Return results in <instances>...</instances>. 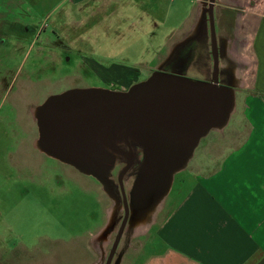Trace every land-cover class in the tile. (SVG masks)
I'll use <instances>...</instances> for the list:
<instances>
[{
	"label": "rangeland",
	"instance_id": "1",
	"mask_svg": "<svg viewBox=\"0 0 264 264\" xmlns=\"http://www.w3.org/2000/svg\"><path fill=\"white\" fill-rule=\"evenodd\" d=\"M208 2L29 0L14 6L12 20L0 21V29H8L0 41L13 48L12 68L0 82V264H91L93 259L104 264L122 220L117 175L125 162L116 158L109 173L115 192L107 191L101 180L36 148L30 110L73 89L127 92L172 65L186 78H209ZM246 12L249 0H215L218 82L231 91L234 110L227 125L200 139L188 170L201 158L226 156L242 138L238 126L249 93L244 82L249 37L234 40L233 33L236 17L245 28ZM168 58L172 63L160 69ZM10 108L13 112H4ZM140 153L124 176L128 199L143 169ZM156 206L148 211L135 205L130 236L137 235L133 222L146 225L141 216L150 219L149 226L161 205ZM125 247L121 238L115 257Z\"/></svg>",
	"mask_w": 264,
	"mask_h": 264
},
{
	"label": "crops",
	"instance_id": "2",
	"mask_svg": "<svg viewBox=\"0 0 264 264\" xmlns=\"http://www.w3.org/2000/svg\"><path fill=\"white\" fill-rule=\"evenodd\" d=\"M28 2L0 0V21L12 20L14 6ZM245 14V28L236 17L233 33L234 40L249 37L242 138L226 156L201 158L190 170L192 160L183 166L148 228L130 236L128 227L121 237L126 247L111 264H264V0H249ZM7 30L0 29V35L7 37ZM6 43L0 41V82L13 62V48Z\"/></svg>",
	"mask_w": 264,
	"mask_h": 264
},
{
	"label": "water",
	"instance_id": "3",
	"mask_svg": "<svg viewBox=\"0 0 264 264\" xmlns=\"http://www.w3.org/2000/svg\"><path fill=\"white\" fill-rule=\"evenodd\" d=\"M208 1L211 80L195 81L176 73L160 72L127 92L65 91L37 106L43 109L38 118L32 112L38 143L45 145L61 162L105 181V186L113 192L109 184V173L116 160L113 153L126 157L117 175L124 215L104 264H111L119 241L128 230L136 197L146 205L151 203L163 190L167 174L183 163L185 166L199 140L228 113L227 88L219 84L217 77L215 0ZM118 142L127 144L128 153L116 148ZM135 147L142 151L143 169L133 185L132 197L127 200L123 177L135 162L132 150Z\"/></svg>",
	"mask_w": 264,
	"mask_h": 264
},
{
	"label": "bare ground",
	"instance_id": "4",
	"mask_svg": "<svg viewBox=\"0 0 264 264\" xmlns=\"http://www.w3.org/2000/svg\"><path fill=\"white\" fill-rule=\"evenodd\" d=\"M226 93H227V96H228V100H229V108L227 109V115H226V118L222 121V122H220V123H217V124H215V125H213L212 127H211V129H214V130H221L224 126H225V124L227 123L226 121H227V119H228V117L233 113V110H234V97H233V95H232V93H231V91L229 90V89H226ZM42 108H39V109H35L34 110V115H36L37 117H39L40 116V114H41V112H42ZM37 146H38V148L40 149V150H42L43 152H45V153H47V154H49V155H51V156H54L53 154H51L48 150H47V148L45 147V145H43V144H40V143H38L37 142ZM54 157H56L57 158V156H54ZM64 161V160H63ZM184 166V163L182 164V165H179L178 167H175L174 169H172L168 174H167V176L165 177V184H164V188H163V190L160 192V194L159 195H157L154 199H153V201L151 202V203H153V204H149L150 206H151V208H152V206H154L155 204L158 206L159 204L161 205V202H162V198H164L165 197V195L167 194V192H168V189H169V186H170V184H171V181H172V176H173V174L175 173V172H177V171H179V169L181 170L182 169V167ZM85 171V170H84ZM104 184H105V181H103V180H101ZM105 188H106V190L107 191H111L110 189H108L106 186H105ZM114 193V192H113ZM142 200H141V198L139 197V198H137L136 197V201H135V205H137L138 207H139V210H141V209H148V211H150L151 210V208L150 207H148L149 205H146V204H144L143 203V201L141 202ZM143 203V204H142ZM156 206V207H157ZM144 217V216H143ZM141 218H142V216H141ZM146 218L147 217H144L143 218V220H144V222L146 221ZM147 224V223H146ZM147 227H148V224H147Z\"/></svg>",
	"mask_w": 264,
	"mask_h": 264
},
{
	"label": "flooded vegetation",
	"instance_id": "5",
	"mask_svg": "<svg viewBox=\"0 0 264 264\" xmlns=\"http://www.w3.org/2000/svg\"><path fill=\"white\" fill-rule=\"evenodd\" d=\"M207 13H208V8H207V11H206ZM209 25V24H208ZM208 38H209V41H210V46H212V43H211V34H210V28H209V34H208ZM214 41H215V45L217 46L216 48H217V56H218V44H217V41H216V36H215V38H214ZM212 52V51H211ZM173 57V56H172ZM172 61V59L170 58H168V60L165 62V63H163L161 66H160V69H162L163 67H165V65H167L169 62H171ZM172 63V62H171ZM172 67H173V65H172ZM170 68V69H168V70H165V71H163V73H176V71L173 69V68ZM222 69H224V68H222ZM157 70H159V68L157 69ZM176 74H179V75H182V74H180L179 72L178 73H176ZM212 74H213V59H212V73H211V76L209 77V78H207V79H204V81H209V80H211V78H212ZM219 75H220V65H219V63H218V72H217V77H218V79H219ZM184 76V75H183ZM62 93V92H61ZM30 112H32L31 110H30ZM119 144H123L124 146H122V145H119ZM116 148L117 149H119V150H121V151H123V152H125V153H128V151H129V148H128V146H127V144L126 143H120V142H118L116 145ZM132 150H133V152H134V157H136V156H139L140 157V155H141V153H140V148L139 147H135V148H132ZM113 154H115V158H120L121 160H123L124 162L126 161V157H125V155H123V154H117V153H113ZM134 161H136V159L134 158ZM137 162V161H136ZM135 163V162H134ZM138 163V162H137ZM125 165V164H124ZM134 165V164H133ZM132 169V168H131ZM130 169V170H131ZM129 170V171H130ZM129 171L126 173V174H128L129 173ZM126 176V175H125ZM125 177H123V183H124V181H125V179H124ZM117 184H118V181H117ZM123 188H124V185H123ZM118 190H119V194L118 195H116V197L118 198V202H117V198H115L114 197V195L112 196L114 199H116L115 200V202H117V206H119V203H121V207H122V219H123V215H124V211H123V198H122V195H121V192H120V189H119V185H118ZM124 192H125V196H126V199L128 200V196H127V193H126V190H125V188H124ZM144 217H146V216H144ZM144 217H140V219H142L143 220V218ZM149 218H146V221H145V223H147V222H149ZM144 221V220H143ZM121 222H122V220H121ZM121 222H120V224H121ZM148 224V223H147ZM147 224L146 225H142V226H139V225H137V222H133V228H131V230L133 231V234H138V233H140V232H143V229H146L147 228ZM120 226V225H119Z\"/></svg>",
	"mask_w": 264,
	"mask_h": 264
}]
</instances>
